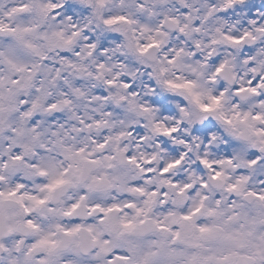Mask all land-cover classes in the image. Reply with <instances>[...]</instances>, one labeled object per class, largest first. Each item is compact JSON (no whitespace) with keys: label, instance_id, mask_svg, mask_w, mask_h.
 <instances>
[{"label":"clouds","instance_id":"clouds-1","mask_svg":"<svg viewBox=\"0 0 264 264\" xmlns=\"http://www.w3.org/2000/svg\"><path fill=\"white\" fill-rule=\"evenodd\" d=\"M0 264H264V0H0Z\"/></svg>","mask_w":264,"mask_h":264}]
</instances>
